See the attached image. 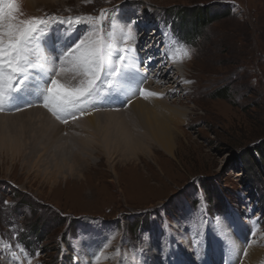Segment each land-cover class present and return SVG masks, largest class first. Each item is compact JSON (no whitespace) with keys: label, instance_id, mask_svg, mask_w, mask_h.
<instances>
[{"label":"rangeland","instance_id":"rangeland-1","mask_svg":"<svg viewBox=\"0 0 264 264\" xmlns=\"http://www.w3.org/2000/svg\"><path fill=\"white\" fill-rule=\"evenodd\" d=\"M18 2L24 19L113 10L101 26L105 39L117 15L150 36L161 28L170 36L172 25L188 43L177 45L185 61L178 74L188 78L164 66L159 89L187 114L182 123L150 118L177 134L172 154L152 138L157 125L132 112L121 131L138 140L131 151L109 152L93 146L100 134L87 136L84 126L67 140L42 134L49 110L35 94L42 114L32 122L0 114V264H243L251 244L264 249V169L255 151L264 149V0ZM66 25L52 23L46 44L51 32L60 42ZM92 30L79 25L76 36ZM46 44L33 42L31 59L50 68ZM32 75L35 87L43 75Z\"/></svg>","mask_w":264,"mask_h":264},{"label":"snow or ice","instance_id":"snow-or-ice-1","mask_svg":"<svg viewBox=\"0 0 264 264\" xmlns=\"http://www.w3.org/2000/svg\"><path fill=\"white\" fill-rule=\"evenodd\" d=\"M113 10H102L98 17H69L59 20L55 16L22 18L21 5L18 0H0V111L11 109L20 111L22 107L32 106L29 97L35 94L37 100L49 108L57 119L75 118L88 108L95 107L96 102L112 103L114 94L120 92L122 81L129 79V67L136 60L134 44H126L135 39V20H129L121 26V36L126 46L116 43L118 21L112 20L111 31L106 35L101 31L102 24L109 19ZM52 23L88 24L91 32H86L77 41L58 50L54 62L57 67L44 68L31 59L35 41L46 44L45 36ZM184 55L190 58L191 53ZM148 61L152 58L148 57ZM39 69L43 80L30 87L34 77L33 70ZM70 72L81 77L79 86L70 88L55 77L60 73ZM147 73H137L139 94L157 96L158 93L143 89ZM130 103V99L127 101ZM7 203V202H5ZM38 255V254H37Z\"/></svg>","mask_w":264,"mask_h":264},{"label":"bare ground","instance_id":"bare-ground-1","mask_svg":"<svg viewBox=\"0 0 264 264\" xmlns=\"http://www.w3.org/2000/svg\"><path fill=\"white\" fill-rule=\"evenodd\" d=\"M115 19L118 21L116 28L117 45L122 47V46H126V44H134L136 60L132 64V66H130L128 69L130 74L129 79L122 81L121 82L122 88L120 92L114 94V102L105 103L98 101L96 102L95 107L88 108L83 114H79V113L76 114L75 118H68L67 122L64 124L62 123L63 121H65L64 118L58 120L57 117L53 115L52 111L48 108L49 110V113L47 112L48 117L45 115L46 120H44L48 124H46L47 126L42 125L39 131H41L42 134L45 133L46 136L48 135L49 138L54 137L55 133H57L58 136L62 134L64 140H67L65 134H67V136L69 137L70 136L73 137L77 133V132L75 133L74 130H78L77 129L78 127L80 128L84 126L85 129L84 131L87 134V136L92 135L94 137H97L96 132L98 131V133L100 134L99 136L100 144L98 145L96 143H94L95 145H93L92 143L91 144L93 146L100 147L101 151L109 152V151H118L120 149L124 151H131L132 144L136 143V141L138 140L137 138L138 136L133 137V135L128 130L124 129V131H121V129L124 128L122 127L123 126L122 121L124 119V116L126 117L127 114L132 112L135 116L142 117V119H144L145 122H147L148 126L150 123L152 125L153 124L157 125L156 127H149L151 129L153 128L152 130L150 129L152 138L154 139L155 143L159 145L163 150L167 151L169 154L170 153L172 154L173 149L175 148L174 138L178 137L177 134L176 135L171 134L170 129L167 125H164L162 123L152 122L150 121V118L151 117L156 118L155 120H157L158 118L164 119V117H170L171 119L175 120V122L178 123H182L184 121L182 118L183 117L182 114L184 113L187 114V111H185L182 108L177 109L175 106L166 103L164 99L161 98L163 93L159 88L162 87L164 83L163 80L167 79L166 72L171 73L170 72L171 70L175 78H177L178 80L180 79V81L186 80L188 78V77H182L181 75L178 74V70L182 68L180 64L181 63L184 64L185 61L184 58L181 59L178 52L179 49H177L178 44H181L182 47L184 48L188 43L182 37L181 34L177 35V33H175L174 31H172V34L170 33V36L165 35L163 32L165 29L163 30V28H161L162 30L157 29L156 33H154L152 36H150V32L146 30H144V32L143 30L139 31L141 32L139 33L137 32V30L139 29V27L142 26L143 23L137 22L135 25V39L128 40L125 44L120 32H121V26L126 24L127 22L126 23L121 22V17L119 15H117ZM140 24L141 26H139ZM162 26L164 27V25ZM76 28L77 25L75 24L71 26L66 25L61 27L60 42L54 39L55 36L51 32L50 38L46 44V48L49 49V54L51 57L50 68L52 67L58 68V64L53 62L58 54V50H63L65 47L71 45L73 42L79 39V37L76 36ZM174 35L177 36L175 38L177 39L180 38L179 42L181 43L177 42V40L174 38ZM50 45L52 46V50ZM142 50L143 53H141ZM148 57H151L152 60L148 61L147 60ZM143 59L144 61H147V65L144 69L141 70V66L139 65V63L143 62L142 61ZM162 59L165 61V65L163 66L161 65L160 67L158 66L157 69V65L155 63L156 61L158 63ZM153 62L155 65L152 66ZM164 66L166 68V72L163 69ZM173 67L176 70L173 69ZM139 70L142 73L146 72L148 74L147 76H151L149 80L146 79L143 82L142 84L143 89L150 92L158 93L160 95L142 96L139 94V88L141 87V85L139 84V78L137 76V71ZM55 78L59 79L61 83L67 85L70 88L78 87L79 82L81 80V77L74 76L70 72L60 73V75ZM176 82L178 81H175V83ZM119 95L121 96L118 97ZM129 99L131 102L128 104V107L124 109V107L122 106H126V102ZM34 102L35 99H33L32 103L35 104ZM36 106L37 107H34V105L30 107H22L20 111L7 109L4 111H0V114L4 116L3 117L4 120V118L8 115L16 116L20 113H24L22 116H16L13 118L17 119L19 117H22V120L27 122H32L34 116H36L37 114H42V108L38 105ZM153 106L155 107L153 108ZM53 119L56 121L58 120L57 124L53 122L54 121ZM102 122L105 123L104 126L101 124ZM41 138L44 137L42 136ZM141 139L143 140V137H141ZM142 140L140 142H142ZM79 142H81V140ZM80 144L83 145L82 148L86 147L87 145L85 144L84 146L83 143ZM248 249L249 250H248L247 260L244 261L243 264H259L260 262H262L264 258V249L260 247H255L254 244H251V246Z\"/></svg>","mask_w":264,"mask_h":264},{"label":"trees","instance_id":"trees-1","mask_svg":"<svg viewBox=\"0 0 264 264\" xmlns=\"http://www.w3.org/2000/svg\"><path fill=\"white\" fill-rule=\"evenodd\" d=\"M255 151L259 154V162L261 163L262 168L264 169V149L263 147L257 146L255 148Z\"/></svg>","mask_w":264,"mask_h":264}]
</instances>
